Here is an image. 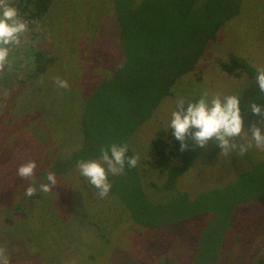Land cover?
I'll use <instances>...</instances> for the list:
<instances>
[{
  "label": "rangeland",
  "instance_id": "obj_1",
  "mask_svg": "<svg viewBox=\"0 0 264 264\" xmlns=\"http://www.w3.org/2000/svg\"><path fill=\"white\" fill-rule=\"evenodd\" d=\"M139 3L141 0H135ZM28 21L29 31L10 50V64L0 71V246L7 248L10 264H192L199 237L211 215L203 214L160 229L132 222L110 190L101 199L76 167L56 176L57 186L48 193L51 163L81 146L80 118L83 101L103 79L122 63L117 13L113 0H52L40 20L28 18L19 0H7ZM44 51L54 61L38 79L32 77V53ZM231 55L245 59L257 70L264 68V0H243L238 15L225 23L207 45L202 59L181 77L170 96L142 125L130 141L139 155L143 188L152 202H163L178 191L194 197L221 187L264 160L255 146L241 156L224 153L215 141L198 149L191 169L178 179L175 191L157 186L166 173L156 166L152 140L169 131L177 101L200 97L207 90L221 97L241 93L249 84L246 74L231 76L219 62ZM59 77L69 89L55 84ZM251 140V126L262 128L251 110L242 114ZM37 164L33 181L17 176L22 164ZM34 184L32 197L24 194ZM216 264H264V204L236 208Z\"/></svg>",
  "mask_w": 264,
  "mask_h": 264
},
{
  "label": "trees",
  "instance_id": "obj_2",
  "mask_svg": "<svg viewBox=\"0 0 264 264\" xmlns=\"http://www.w3.org/2000/svg\"><path fill=\"white\" fill-rule=\"evenodd\" d=\"M242 1L113 0L124 59L83 101L81 146L65 157L56 158L49 171L56 176L67 174L80 160L99 159L100 147L114 143H127V156L135 155L130 143L134 134L171 95L178 80L197 66L210 41L226 22L239 14ZM51 4L52 0H19L18 7L29 19L40 20ZM32 59L35 79L54 61L40 50L32 53ZM219 65L228 75L244 73L249 78L248 86L237 94L241 114L250 110L253 102L264 106V92L256 83L257 69L253 65L235 55ZM180 148L181 143L171 129L159 132L152 140L156 166L167 175L157 186L160 191H175L178 179L197 159L199 151L190 141L185 151ZM108 180L113 195L132 222L140 227L160 229L203 214L211 215L201 231L192 264H216L233 225L236 208L246 203L264 204V160L224 186L201 191L194 197L178 191L156 203L143 188L139 164L135 168L125 164L122 174H109Z\"/></svg>",
  "mask_w": 264,
  "mask_h": 264
},
{
  "label": "clouds",
  "instance_id": "obj_3",
  "mask_svg": "<svg viewBox=\"0 0 264 264\" xmlns=\"http://www.w3.org/2000/svg\"><path fill=\"white\" fill-rule=\"evenodd\" d=\"M29 31L28 21L20 14L19 10L7 0H0V71L10 64L9 56L12 46H19L21 38ZM256 83L259 90L264 92V68L257 70ZM55 84L60 89H69V82L59 77L55 78ZM254 115L259 116L260 124L264 125V106L255 102L249 105ZM172 135L181 143V151L188 147V141L192 140L200 147L205 148L210 141H215L217 146L225 154L238 150L239 155H245L250 148L264 150V134L262 128L253 124L251 126V140L240 143L242 133L248 134L244 127V119L241 114L239 95L220 94L210 95L203 91L196 102L185 101L183 98L177 101L176 110L171 113L169 124ZM129 146L124 144H112L108 147H100V158L94 160H80L77 168L85 180L96 190L94 195L103 199L108 196L112 185L108 175H119L124 172L125 164L135 168L139 162V155L127 156ZM37 164L30 160L17 169V176L26 181H33L36 176ZM47 183H41V192L48 193L57 186L55 173L46 175ZM34 184L26 187L24 194L32 197L36 194ZM7 248L0 246V264H10Z\"/></svg>",
  "mask_w": 264,
  "mask_h": 264
}]
</instances>
